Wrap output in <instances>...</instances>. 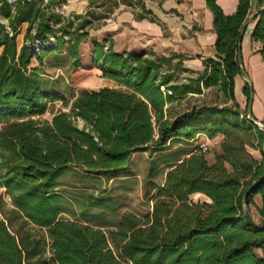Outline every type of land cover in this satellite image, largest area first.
<instances>
[{
	"label": "trees",
	"instance_id": "trees-1",
	"mask_svg": "<svg viewBox=\"0 0 264 264\" xmlns=\"http://www.w3.org/2000/svg\"><path fill=\"white\" fill-rule=\"evenodd\" d=\"M216 1L205 0L221 59H203V71L194 74L183 67L186 54L162 48L129 24L91 34L86 19L76 17L74 26L55 12L64 0H0V19L7 22L0 23V189L10 206L5 211L0 199V264H264L255 253L264 248V130L234 99L241 29L252 0H238L231 15ZM256 4L262 7L264 0ZM146 13L139 18L148 19ZM253 21L251 39L260 43L264 63V7ZM23 24L25 40L18 48ZM125 36L136 44L115 51V39ZM63 43L72 86L98 69L120 88L84 90L69 112L43 121L35 117L46 112L48 95L33 61L42 66L39 54L59 51ZM181 74L189 76L181 80ZM209 88L226 105L193 106L170 116L172 104ZM250 92L245 82L247 104ZM198 135L222 137L213 162L200 147L174 155L163 183L154 187L149 212L123 214L108 233L61 217L66 199L58 188L68 172L106 181L129 176L135 153L155 154ZM195 194L205 200L191 201ZM108 200L90 196L80 215L105 208ZM12 219L20 221L16 229Z\"/></svg>",
	"mask_w": 264,
	"mask_h": 264
},
{
	"label": "rangeland",
	"instance_id": "rangeland-1",
	"mask_svg": "<svg viewBox=\"0 0 264 264\" xmlns=\"http://www.w3.org/2000/svg\"><path fill=\"white\" fill-rule=\"evenodd\" d=\"M49 1L51 0L43 2V5L47 4ZM92 1L94 2V6L99 7V5H103L104 8L97 11L93 10L92 13L88 11L86 14L78 15L75 12L74 14H67L66 7L64 6L67 5L65 1L63 4L59 2L54 10L66 19L68 18L74 21V26L78 23L76 17H80L81 20L86 19L88 21L86 30L91 34H95L94 30L106 23L102 19L111 18L114 8L118 6L117 1L124 5L123 9L129 10L131 8L133 10H138L140 14H144L145 11H148L149 13H146V17L156 23L160 20L158 15L163 16V13H165L161 8L162 0ZM97 3H99L98 6ZM153 10L156 11L157 16L154 14ZM109 21L110 20H108V22ZM0 23L5 26L7 25V22L3 19H0ZM23 27L24 26H21L19 34L16 37L18 48L23 45L25 40L27 26ZM134 44H136V40L132 37L125 36L115 39L113 48L115 51H123L124 49L132 47ZM66 47L67 44L63 43L59 51H51L47 54L41 52L39 56H42V66H39V64L33 61V67H38V80L41 90L48 95L46 112L41 116L35 117L40 120L50 121L58 112H69V108L75 98L84 90H98L104 87L111 89L120 88L112 80L102 77L98 69L95 70L99 72L93 70L89 76L77 82L75 86H72L69 80L70 59L66 54ZM187 75L189 74H181V80L187 77ZM53 98L57 100L53 101ZM223 103L224 100L219 95H216L213 90H205L202 96H189L178 103L172 104L170 106V116L174 117L193 106H220ZM261 124L264 125L263 123ZM80 125L79 123V126ZM217 138L218 137L208 144L202 145L206 147V150L201 152L204 154L209 164L214 160L217 146L214 141H216ZM198 144L194 145L193 143H179L178 141H174L169 147L165 148V150L156 152L155 154H152L150 149H147L145 152H137L132 157L129 166L130 171L128 172L129 176H123V174H121V177L109 181L98 176H83L79 172H68L63 179L60 180V187L58 188V191H60L66 199V212L63 213L61 217L68 220L79 219L85 224L100 228L105 233H108L115 229V226L123 214L133 213L136 215H143L149 212L152 205L151 198L155 194L154 187L160 186L163 183L165 174L168 171V167L172 164L171 162L174 155L197 148ZM249 151L255 158L260 157L258 151L254 149H250ZM90 196H103L104 198H108L107 206L105 208H90L87 214L81 216L80 211L86 207ZM0 199L5 203L3 206L4 210L8 211L10 209L9 199L4 189H0ZM254 199L255 202L259 204V197L257 196ZM190 200L193 202L204 201L205 197L195 194L190 197ZM251 211L254 213L253 209H251ZM12 220V229H16L20 221L16 219ZM25 229L34 234L39 233V230L31 225H27ZM255 253L258 257L264 259V248L256 250Z\"/></svg>",
	"mask_w": 264,
	"mask_h": 264
},
{
	"label": "crops",
	"instance_id": "crops-1",
	"mask_svg": "<svg viewBox=\"0 0 264 264\" xmlns=\"http://www.w3.org/2000/svg\"><path fill=\"white\" fill-rule=\"evenodd\" d=\"M65 1L67 5L64 6L66 7L67 14H74V12L78 15L86 14L88 11L92 13L93 10L97 11L104 8L103 5H99V7L94 6L92 0ZM117 2L118 6L114 8L111 18L102 19L106 23L94 30L95 34L102 31L115 30L119 26L129 24L138 33L142 34L144 38L151 39L162 48L186 54L188 60L184 61L183 67L194 74L203 71V59L210 58L218 61L221 59L214 48L216 34L213 29V17L206 6L205 0H162L161 8L165 13H163V16L158 15L160 18L158 23L146 18L140 19L139 15L142 14L138 10L131 8L129 10L123 9L124 5L119 1ZM216 3L225 15H231L236 10L238 0H217ZM256 8V0H252L251 13ZM153 12L157 16L156 11L153 10ZM108 20L110 21L108 22ZM254 24L255 22L251 21L246 27L240 42L239 54L241 67L245 71L253 90L252 117L264 124V63L258 52L261 47L260 43L254 42L251 39V31ZM22 26L25 27L27 25L23 24ZM197 55L201 56V58H196ZM95 71L99 72L98 70ZM245 82L246 80L241 75L236 76L234 79V99L241 110L245 109L247 105L246 98L242 94V87ZM209 90H213L216 95L221 97L215 89H206V91ZM189 96L191 95L185 96L182 100ZM229 104L230 102H227V105ZM223 105L226 104L223 103L220 106ZM213 140L215 138L209 140L203 135H198L189 143H193L194 145L199 143L198 147H200ZM217 140L214 141L217 144L215 152L219 150L222 137L218 136Z\"/></svg>",
	"mask_w": 264,
	"mask_h": 264
},
{
	"label": "water",
	"instance_id": "water-1",
	"mask_svg": "<svg viewBox=\"0 0 264 264\" xmlns=\"http://www.w3.org/2000/svg\"><path fill=\"white\" fill-rule=\"evenodd\" d=\"M264 7V4L262 7H258L256 8L252 13L251 15L249 16L248 20L244 23L242 29H241V35H243L246 27L248 26V24L253 21L255 15ZM239 51H240V45H239V50H238V55H237V60H238V63L240 64V67H241V59H240V54H239ZM240 75L246 80V82H248L250 84V82L248 81V78H247V75L245 73V71L242 69L241 67V71H240ZM251 85V84H250ZM252 99H253V90H252V87H251V92H250V97H249V100H248V104H247V118L248 120L257 128H259L260 130H264V125H262L261 123L257 122L256 120L253 119L252 117V114H251V109H252Z\"/></svg>",
	"mask_w": 264,
	"mask_h": 264
},
{
	"label": "built area",
	"instance_id": "built-area-1",
	"mask_svg": "<svg viewBox=\"0 0 264 264\" xmlns=\"http://www.w3.org/2000/svg\"><path fill=\"white\" fill-rule=\"evenodd\" d=\"M15 1H16V0H9V2H10L11 4H14ZM46 1H47V0H43V2H46ZM52 40H53V38H52ZM105 50H106V48H105ZM200 148H201L202 151H205V150H206V147H203L202 145L200 146Z\"/></svg>",
	"mask_w": 264,
	"mask_h": 264
}]
</instances>
